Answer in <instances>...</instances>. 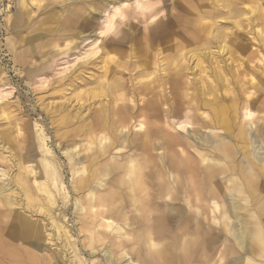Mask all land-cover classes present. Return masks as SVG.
<instances>
[{
  "label": "rangeland",
  "instance_id": "rangeland-1",
  "mask_svg": "<svg viewBox=\"0 0 264 264\" xmlns=\"http://www.w3.org/2000/svg\"><path fill=\"white\" fill-rule=\"evenodd\" d=\"M143 1L146 7H157V12L146 20H142L141 14L138 13L139 5L143 6ZM177 1L0 0V191L6 184L11 185L12 190L6 191L5 194H11L16 202V210L12 212L10 206L0 205V233L3 238L15 244L20 243L7 236L8 227L12 229V226L7 224L11 220L8 219L9 216H13L14 221L18 213L30 215L32 220L45 219L40 216V212L38 214L34 210L32 214L27 211L24 213L23 206H20V202H25L24 197L22 194L20 196V188L12 182L19 158L25 153L35 152L34 156L32 154L33 158L37 157L39 165L48 173H54L55 164L60 165L66 188L58 195L59 206L69 199L66 221L75 232L72 236L74 248L68 249L61 241H56L58 244L41 242L47 254L54 248L60 249L61 255L56 257L53 264H95V260L104 258L106 250L113 251L116 257L119 256L121 251L111 244V240L97 241L93 238L92 245L96 246V249H93L85 234L78 233L81 225L78 217L81 212L76 210L75 198L86 196L88 191L75 193L72 189V180L79 176L73 173V168L81 169L86 166L88 170L85 174L89 175L98 171L100 165L113 160L120 165L128 164L131 160L142 161L138 145L143 128L138 124L146 125L151 120L155 122L153 125H156L157 130L160 129L156 135V141L159 142H155L156 147L152 151L153 158L158 159L159 155L164 153L160 147L161 134L167 133L166 130L174 133L178 129L185 134H191L187 144H190L192 154L197 155L194 148L200 152L206 151L205 157L213 158L215 163L217 162L216 165L222 168L206 186L202 185L205 191L198 193L201 198L198 202L192 186L197 187L200 184L199 177H191L188 173L179 175L171 168L166 169L167 172L161 171L163 175L160 181L165 187L169 186L176 191V194L173 197L166 193L159 195L157 201L161 202L160 208L164 209L165 202L172 199L171 204L167 203V210L171 207H182L184 212L180 217L176 216L175 211L171 212L172 220L168 227L172 232L155 235L151 240L161 243L168 250L172 256L171 264H178L174 257L178 254L180 241L195 233L192 224L185 234L177 231V220L184 219L185 224L187 219L191 218L189 216L198 217L201 230L206 232L200 236L203 245L195 247L199 250L197 257L194 255L197 260H193L192 264H233L231 256L235 253L244 258H251L256 264H264L263 251L259 245L250 241L251 252H243L226 233L228 222L235 221L238 224L237 220L229 221L224 217L226 210L223 208L222 196L227 193L228 187H232V183L227 179L231 173L228 172L220 151H213L210 142L207 146L202 145L198 138L201 134L194 131L195 127H198L199 118L206 119L210 113L207 104L212 101L213 95L208 92L216 93L223 104L231 106L234 103L228 135L233 145L235 165L243 166V159L264 168V141L253 144L251 139L259 134L264 137V0H203L204 6L218 11L213 20L218 21L215 26L218 31L215 32L219 33L220 37L214 40L215 45L211 49L214 55L206 54L208 56H204L200 64L198 58L193 56L194 51L188 52L186 59L178 61L182 52L203 45L201 41H196L198 36L204 37V33H201L204 30L199 27L190 28V36L184 24L171 27L176 33L175 36L155 39L150 51L143 49L146 41L142 38L147 36L148 26L166 23L167 16L175 14L176 17L171 18L173 20L185 11L177 5ZM230 2L234 8L228 10L224 5H229ZM109 27L111 29L107 31ZM162 29V34L167 33L166 26ZM150 31L153 33L156 30ZM105 36L109 37L103 41ZM184 39H187V42H182ZM104 51H107V54L103 53ZM202 51L199 49L197 52ZM148 52L153 54L150 55V61L145 62ZM109 58L116 59L119 65H116V60L110 62ZM106 67L110 69L108 79L118 82V87H113V90H108L105 80ZM149 97L156 100H153L157 106L154 111L158 113L155 119L148 118L149 112L152 113L153 110L140 111L141 107L148 105V100H151ZM111 100L115 102L112 103ZM122 108L123 113L130 111L134 115V118L127 120L125 124L119 122L116 113ZM165 111H169V115H166ZM195 113L197 123L188 124L186 115ZM202 131L214 134L209 129ZM218 132L219 135L225 136L224 129L219 128ZM178 136L184 139L183 134ZM200 158L198 159L201 162ZM51 160L55 162L51 163ZM165 162L168 165L167 157ZM204 162H201L202 167L207 164V161ZM27 165L34 166L36 161ZM3 173H6V176ZM122 174L123 169L119 168L108 177H102L103 186L98 193L106 192L109 182L112 183ZM53 180V188L57 190V181L54 177ZM261 184H264V179ZM64 193L68 196L67 199ZM214 201L217 202L218 208L215 207ZM60 207L57 213H62L63 209ZM250 211H255L257 216L262 218L256 201L252 200L249 204L241 201L239 216H244L250 222ZM133 212L130 204L127 207L123 205L118 210V218L109 219L99 214L96 228L102 230L103 226L112 220L115 227H124L123 217L131 216ZM90 220L88 218V221ZM142 222L141 226L144 223ZM47 223V230L50 231V220H47ZM131 235L129 239L132 238ZM141 238L143 237H138L136 243L129 241L126 249L134 246L143 253L146 243L140 244V240L144 239ZM31 240L34 243L40 242H36L35 238ZM23 245L27 246L25 243ZM209 246L212 247L208 251L209 257L206 254L201 255L202 248ZM16 250L19 252V249ZM16 250H11V254L10 250L0 252V264H23L22 260L14 261ZM131 253V260L143 264L135 253ZM127 259L128 256H124L118 263L130 264Z\"/></svg>",
  "mask_w": 264,
  "mask_h": 264
},
{
  "label": "bare ground",
  "instance_id": "bare-ground-1",
  "mask_svg": "<svg viewBox=\"0 0 264 264\" xmlns=\"http://www.w3.org/2000/svg\"><path fill=\"white\" fill-rule=\"evenodd\" d=\"M202 3H203V0H178L177 5L179 7H183L186 12L183 11L182 13L179 14L180 17L175 18L173 20H171V18L172 16L176 17L175 14H172L171 17L167 16L166 23L161 22L159 24H156L155 26H148L146 29L147 36L142 38L143 41H146L143 49L145 51H150L152 47L154 46V42L156 40H160L161 38H165V37L169 38L173 35L175 36L176 33L174 32V29L171 30L172 29L171 27L177 26L179 24H184V28L187 31L188 35L190 33L189 30H191L190 28L192 27L193 28L195 27V29L199 27L204 30L203 32H201V33H204V37L201 35V36H198L196 39V41H199V42L201 41L203 45L200 47L192 48L191 50L182 52L180 54V58L178 59V61L185 58L186 54L190 51L191 52L194 51L193 56L198 58L199 60L198 64L202 63L204 56L206 57L208 56L206 54L214 55V51H212L211 49L215 45L214 40H217L220 37L219 33L215 32L216 30L215 26L218 23V21L213 20L215 16L218 14V11H215L214 8L210 9L211 7L210 8L209 6L206 7ZM231 3L232 2H230L229 5L225 4L224 6H226L228 10H231V8L234 6L232 5L231 7L230 5ZM145 5L146 4H144V1H143V6L139 5L140 12L138 13L141 14L142 20L149 19L157 12V7H151V6L146 7ZM217 6L219 9L218 4ZM182 15L183 16L185 15L186 17H183ZM206 19H211V20L206 21ZM115 24H112V25H115ZM112 25H111V28L113 29ZM118 26L120 25L118 24ZM165 26L167 28V33L162 34L164 30L162 28L163 27L165 28ZM111 28L109 27L107 31H110ZM151 29L156 30V31L151 33L150 31ZM224 35H222L221 37L223 38ZM152 36L154 39L152 38ZM108 37L109 36L107 37L105 36L103 41H105V39ZM182 42H187V39L182 40ZM199 49L200 51L202 50H205V51L197 52ZM103 53L107 54V51L106 52L104 51ZM152 54L153 52H151V54L150 52L146 53L145 62L150 61L151 59L150 55ZM115 60L116 59L114 58H109L110 62L111 61L115 62ZM116 65H119L117 60H116ZM109 70H110L109 67H106L105 80L107 81V84H108V90L109 89L113 90V87H118V82H116L115 80L108 79ZM91 93H94V91H91ZM208 93L213 95L212 101H210V103L207 104L210 109V111L208 112L210 113L207 114L206 119L202 117L199 118L198 127H195L194 131L199 132L201 134L198 138L199 140H201L200 142H202L201 143L202 145L207 146L208 143L210 142V144L213 145V148H212L214 149L213 151H220L221 156H223V160L226 163L225 165L228 167V172L231 173L227 179L232 183V187H228L226 189L227 193H225L222 196V202L224 206L223 208L224 210H226V213H224L226 215H224V217L226 220H229V219L237 220L238 224L235 223V221L234 222L231 221L230 223L228 222L226 225L225 231L235 241L237 245L236 247L237 248L239 247L238 249H241L242 251L246 250L248 251V253L251 252L250 250H251L252 245L249 242L253 241L257 245L260 246L261 248L260 250L263 251V256H264V184L263 185L261 184L264 179V168L260 165H257L254 162L247 161V160L244 161L243 159H241V161H243L242 162L243 166H240L239 164L238 166L235 165L233 145L230 143V136L228 135L229 133L228 130L230 128L231 119H232L231 115H232V111L234 110L232 106L234 103L231 104V106H227L222 103V101L217 97L216 93L212 91H209ZM112 95H113V92H112ZM149 98L151 100H148L149 102L148 105L146 104L143 107L141 108L139 107V108L141 112H144L147 110L150 111V109L153 110L152 113L149 112L148 118H152V117L154 118V117H157L158 115V113L154 111L157 109V106H155L156 100L153 99L155 100V102H153L152 98L151 97ZM113 102L115 101L113 100ZM122 110L123 108L121 110L120 109L117 110L116 112L118 114L120 123L125 124L127 120L131 121L134 118V115L131 114L130 111H128V113L127 112L123 113ZM165 112H166V115H169L170 113L169 111H165ZM202 115L203 114H201V116ZM196 116H197L196 113L194 115L187 114L186 120L188 121V124L193 125L194 123H197ZM106 120L105 122H107ZM153 124H155V122L151 120L147 122L146 125H144L143 123L138 124L140 128H143V131L141 133V138H140L141 140L138 145L140 149L139 154L141 155V158L143 159L142 161L131 160L130 163L128 164L120 165V163L118 164L117 161L113 160L112 162L100 165L98 171H95L89 175L85 174L87 173V170H88L86 166H83V168L81 169L73 168V173L74 174L77 173L79 174V176L72 180L73 181L72 189L74 190L75 193L88 191L86 196L75 198L74 204L76 206V210L81 212L78 217L81 223V225L78 228V233L85 234L87 240H90V243L93 249L96 246L94 247L92 245L93 244L92 239L96 238L97 241H104L106 239L111 240V244L119 248V250L121 251V253L119 254L120 257L119 256L116 257L114 256L115 254L113 251L106 250L104 252V258H102L101 260H95L97 261V263L95 264H119L118 261L124 256H128L127 260H130V264L131 263L137 264L134 262L135 261L134 259H133L134 261L131 260L132 257L130 255V252H132L133 254L135 253L138 259L143 264H171L172 256L170 255L168 250L163 245H161V243H156L153 240H151V238L155 235H160V234L163 235L167 232L168 233L172 232L168 227V224L172 220L170 213L175 211L176 216L180 217L184 211L182 207H178V208L171 207L169 210H167V208L169 207L167 206V203L171 204L172 199H170L169 202H165L164 209L160 208L161 202L157 201L158 197H160L164 193L170 194L171 197H173L176 194L175 193L176 191H174L169 186L165 187L164 186L165 184H163V182L160 181L163 175L161 171L165 170L167 172L166 169L171 168L172 170L176 171V173L179 175L182 173H188L191 175V177L192 176L199 177L200 184L198 186L196 185L197 187L192 186V188L194 187L193 191L195 193L196 201L198 202L201 200L200 195H199L200 192L205 191V188L202 185L206 186L207 182L211 181L217 175V173L222 170L221 167L216 165L217 163V162L215 163L216 160L214 161L213 158L210 159V158L205 157L206 154L204 152L206 151L200 152L198 149L194 148V151L196 152L197 155L192 154V151L190 150V144H187V139L191 137L190 136L191 134H188V132H186L187 134H185L183 131L178 130V129L174 133L166 130L167 133H163L164 135L161 134L162 144L160 145V147L163 149L164 153L160 154L158 159L153 158L154 155L152 151H154L156 147L155 142H159V141H156L158 139L156 135L158 134L160 130V129L157 130L158 128H156V125L154 126ZM219 128H222L225 130V136H221L218 134L220 132V131L218 132ZM259 128L260 127H258V129ZM202 129H209L214 134H207L206 132L202 131ZM182 134L184 135V139L181 138L182 136L181 137L178 136ZM136 138L137 137H134V139ZM251 139H252L253 144L258 143L260 141H264V137H262L260 134L258 136L256 135V137H253ZM34 153H31V154L25 153L19 158V161L17 164L18 167L16 168L17 172L14 174V178L12 182H13V185H16L17 187L20 188L19 194L20 196L22 194V196L24 197L25 202L24 203L20 202V206L22 205L24 208V211H25L24 213L26 214V211H27L32 214L34 210L35 212H38V214L40 212L41 214L40 216L42 217L44 216L45 219L42 220L41 218V219L34 220L35 219L34 218L32 220L30 215L25 216V215H22L21 213H18V215L15 217L16 221H14L12 219L13 216H9V217L7 216L8 219H11L9 220L7 224H9V226H12V229L8 227L7 236H9L13 240L15 239L17 242L20 241V243L19 244L17 243V244L21 248L14 242H12L11 240H8L7 238H3V234L0 233V252L10 250V254H11L13 253L11 252V250L19 249V252L16 250L17 254L16 255L14 254L13 256L14 261L22 260L23 264H53L55 260L57 259L56 257L61 255L60 249L54 248L52 249V251H50V253L48 251L49 254H47V252H44L46 248L43 246L41 242L44 241L46 243L47 241H49V242L54 243L56 241L58 242L61 241L64 243L65 247H68V249L74 248V243H73L74 241H72V236H73V233L75 232H73L72 227L67 225V221H66V217H67L66 212H68L69 210V199L67 201L63 200L64 202L62 203L61 207L59 206L58 195L61 194L60 192L61 190H65L66 188L64 187V177H63L60 165L58 166V164H55L56 170L54 171V173H52L53 175H55L53 176L51 173H48V171H45L43 167H41V165H39V163L36 160L37 157L36 159L33 158V156L35 155ZM165 154L168 159V165L166 164L167 161L165 162L166 160ZM199 157H201L200 158L201 162L207 161V164L203 165V167L201 166V162L198 159ZM255 157L257 156L255 155ZM70 159H72V157ZM33 161H36V165L34 166L27 165V163L33 162ZM53 162H55V160L53 161L51 160V163ZM210 162L211 163L213 162V163L210 164ZM44 163L46 162H43V164ZM119 168L123 169V174L115 178L112 183L109 182L110 185H108L106 192L98 193V191H100V187L103 186V184H101L103 183V180H104L102 177L104 178L108 177L113 171ZM4 174L6 176V173H3V175ZM176 176L177 175H175V177ZM53 177L57 181L56 182L58 185L57 190L53 188V181H54ZM180 178L178 179L180 180ZM107 180L109 181V179ZM10 190H12V186L9 184H6L1 189L0 198L2 199H0V205L10 206V209H11L10 211L12 212L14 209L16 210V207H14L16 202L13 199L11 194H5L6 191H10ZM67 197L68 196L65 194L66 199ZM252 200L257 202L258 207L260 209V216H262V218L258 217L255 211H250V216H251L252 221L248 222L244 216L243 217L239 216L240 203L241 201H243L246 204H249L252 202ZM130 204L132 205V210L134 212L131 216H126L125 218L123 217L124 227H121V226L115 227L113 225L114 221L112 220L111 223L104 225L102 230L99 228H96V222L98 219L97 216L99 214H102V216L109 217V219L114 218V217L118 218L119 216L117 213L118 210H120L123 207V205L127 207ZM187 204L189 205L188 201H187ZM214 205L216 208H218V204L216 201H214ZM59 207L63 209L62 213L61 211L57 213V210L59 209ZM94 208H96V210H94ZM161 209L163 210V212ZM190 214L192 215V213ZM189 217L191 218L187 219L188 221L185 224L183 223L184 219L182 220L179 218V220H177V226L175 227L177 228V231L184 233L190 230L189 227L192 224L194 225L193 232L195 233V235H192V236H185L182 239V241H180L181 243L180 248L179 249L177 248L178 254L177 256L174 257V259L177 261L178 264H192L193 260H197V258H194L195 254L197 257V253L199 250L198 248H195L196 245H201V246L203 245V242L200 241L201 239L200 236L204 235L206 231L201 230V224L199 223L200 220L198 217H192V216H189ZM88 218H90L91 220L88 221ZM192 218H195V219H192ZM47 220H50L51 222V226H49L50 231L47 230V225H48ZM141 222L143 223L142 226H141ZM127 233H130V234L128 235ZM132 233L135 234L136 236L131 235ZM130 235L132 237L131 239H129ZM140 236H142L144 239L141 238L143 240H140L141 242L139 243L140 244H143L144 242L146 243L145 244L146 247L143 253L142 251L135 249L134 246L131 247L130 249H126L127 243L129 241L131 242L132 240L133 242L136 243L137 238ZM34 238L36 242H39V241L40 242L34 243L31 240ZM32 242L35 245H33ZM58 242L56 243L58 244ZM24 243L27 244V246L23 245ZM211 248H212L211 246H209V248L203 247L201 255L206 254L208 256V251ZM201 255L199 257H201ZM260 259H262V256ZM65 261H68V260H65ZM231 261L234 262L233 264H256L253 262L251 258H247V257L244 258L241 255L236 254V253L231 256Z\"/></svg>",
  "mask_w": 264,
  "mask_h": 264
}]
</instances>
